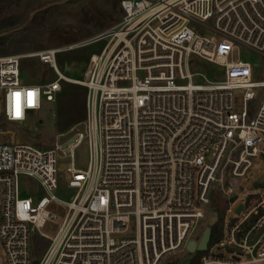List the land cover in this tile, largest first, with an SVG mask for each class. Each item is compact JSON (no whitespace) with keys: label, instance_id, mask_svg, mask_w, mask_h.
<instances>
[{"label":"built area","instance_id":"built-area-1","mask_svg":"<svg viewBox=\"0 0 264 264\" xmlns=\"http://www.w3.org/2000/svg\"><path fill=\"white\" fill-rule=\"evenodd\" d=\"M120 7L116 26L82 44L106 40L80 79L66 76L57 60L75 46L0 56V118L10 123L37 121L63 82L88 89V122L73 130L66 149L61 136L49 147L0 142V264H162L197 241L212 190L223 206L214 209L211 224L222 226L214 244L229 256L209 252V242L198 264H264V193L247 196L225 220L239 198L235 179L264 144V68L254 80L250 63L229 61L238 46L264 54V0H121ZM33 56L52 68L54 80L24 82L21 60ZM198 61L223 74L194 71ZM15 92L23 120L10 118ZM236 92L245 104L241 113L234 110ZM255 99L250 114L247 104ZM85 140L89 162L81 169L75 150ZM67 158L66 185L77 190L69 203L54 194ZM22 176L36 180L43 195L25 196ZM54 201L69 211L50 238L40 228L57 219L48 208ZM36 238L48 241L39 257Z\"/></svg>","mask_w":264,"mask_h":264},{"label":"rangeland","instance_id":"rangeland-1","mask_svg":"<svg viewBox=\"0 0 264 264\" xmlns=\"http://www.w3.org/2000/svg\"><path fill=\"white\" fill-rule=\"evenodd\" d=\"M121 0H21L18 7H13L8 14H14L22 19V22L4 32L0 36H11L20 46L26 47V51L10 54H31L51 48H67L58 55V64L62 71L72 79L82 78L89 57L92 53H99L106 40L88 45H82L97 34L116 26L122 17L120 7ZM37 15L34 24L31 20ZM9 55V54H8ZM5 56V55H4ZM248 62L253 66L254 80L263 78L264 54L253 51L244 46L235 48L229 61ZM194 65V71L205 73L209 78H214L223 71L220 67L205 61H198ZM22 78L24 82H47L56 78L52 68L37 57H24L21 60ZM220 76V75H219ZM195 83H204L201 77L194 78ZM88 89L75 81L62 83V91L55 102H44V108L38 116V120L30 119L26 125L10 123L0 118V142H17L34 144L40 147H49L55 144L59 136L68 134L76 128H85L88 122L87 111ZM234 110L241 113L245 104L239 92L235 93L233 100ZM258 105V100H252L247 108L252 114ZM76 166L86 169L89 162L87 141H83L75 150ZM69 159L61 160V168L58 171V187L54 194L62 201L71 202L77 192L66 185L67 173L63 169L64 163ZM22 187L25 196L34 198L43 195L39 183L27 176H22ZM239 198L226 212L227 223L236 216L237 207L245 202L247 196L260 191L264 193V144L259 146V152L246 174L235 179ZM213 199L211 206L205 210V218L197 224L193 238L199 241L207 226L212 227L214 209H221L222 204L217 201V192L211 191ZM2 196L0 195V215ZM57 213V219L48 220L40 232L54 238L69 211L67 205L54 201L49 207ZM219 214L217 216V219ZM135 218L131 219V232L135 233ZM264 251V244L262 246ZM209 252L229 256L227 249L214 244ZM196 253L180 251L178 254L167 256L162 264H191ZM0 258L3 259L2 247Z\"/></svg>","mask_w":264,"mask_h":264},{"label":"trees","instance_id":"trees-1","mask_svg":"<svg viewBox=\"0 0 264 264\" xmlns=\"http://www.w3.org/2000/svg\"><path fill=\"white\" fill-rule=\"evenodd\" d=\"M21 0H0V33L9 30L22 22V19L14 14L7 13L13 8L18 7ZM37 15L31 20L30 25L34 24ZM26 47L20 46L11 36H0V56L8 55L10 53L26 51ZM210 246L222 238L221 220L212 225ZM37 248L34 251L36 257L41 256L43 251L48 246V241L42 238H36ZM206 254L205 252H196L195 257L192 259L191 264H198L201 257Z\"/></svg>","mask_w":264,"mask_h":264},{"label":"water","instance_id":"water-1","mask_svg":"<svg viewBox=\"0 0 264 264\" xmlns=\"http://www.w3.org/2000/svg\"><path fill=\"white\" fill-rule=\"evenodd\" d=\"M76 139L74 135V131L68 133V134H63L60 137V141L63 142V148L66 149L68 145ZM235 197L231 200L232 202L235 201ZM243 208L242 205H240L237 209V213L240 212V210ZM211 231L212 228L211 226H207L204 230V233L201 237V239L197 242L194 240H190L188 245H187V251L189 253H196V252H205L208 250L210 238H211ZM34 264H37V261L34 262Z\"/></svg>","mask_w":264,"mask_h":264},{"label":"snow or ice","instance_id":"snow-or-ice-1","mask_svg":"<svg viewBox=\"0 0 264 264\" xmlns=\"http://www.w3.org/2000/svg\"><path fill=\"white\" fill-rule=\"evenodd\" d=\"M20 95L21 94L19 92H15L12 94L14 98V105L12 106V115L16 118H18L21 115ZM27 98H28V105L34 106L35 93L33 91H29L27 93Z\"/></svg>","mask_w":264,"mask_h":264},{"label":"clouds","instance_id":"clouds-1","mask_svg":"<svg viewBox=\"0 0 264 264\" xmlns=\"http://www.w3.org/2000/svg\"><path fill=\"white\" fill-rule=\"evenodd\" d=\"M10 118H12V119H18V120H23L24 119V114L21 112V115L18 118L14 117V116H12Z\"/></svg>","mask_w":264,"mask_h":264},{"label":"bare ground","instance_id":"bare-ground-1","mask_svg":"<svg viewBox=\"0 0 264 264\" xmlns=\"http://www.w3.org/2000/svg\"><path fill=\"white\" fill-rule=\"evenodd\" d=\"M68 81H71V80H68Z\"/></svg>","mask_w":264,"mask_h":264}]
</instances>
